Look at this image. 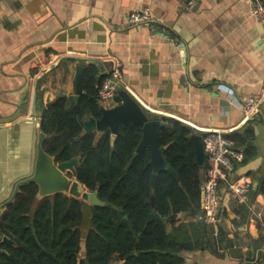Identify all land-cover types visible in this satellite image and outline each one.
I'll return each mask as SVG.
<instances>
[{
  "label": "crops",
  "instance_id": "0c3cea01",
  "mask_svg": "<svg viewBox=\"0 0 264 264\" xmlns=\"http://www.w3.org/2000/svg\"><path fill=\"white\" fill-rule=\"evenodd\" d=\"M189 1L0 0V196L30 170L35 131L18 124L35 93L43 109L74 98L79 65H96L98 79L119 68L123 89L156 116L201 134L254 131L238 145L244 159L232 176L251 180L246 198L222 189L220 235L208 227V247L182 256L184 264H264V23L251 0ZM144 8L152 21L131 25L130 14ZM251 97L261 103L247 119Z\"/></svg>",
  "mask_w": 264,
  "mask_h": 264
},
{
  "label": "trees",
  "instance_id": "16d2710c",
  "mask_svg": "<svg viewBox=\"0 0 264 264\" xmlns=\"http://www.w3.org/2000/svg\"><path fill=\"white\" fill-rule=\"evenodd\" d=\"M98 74L96 65L86 66L85 94L77 103L59 97L44 111L41 126L47 135L44 151L57 164L80 157L70 176L97 192L104 206L91 207L86 225L79 200L63 194L38 200L36 184L21 188L0 213V238L8 239L0 241V264H184L183 253L208 247V227L198 220L207 159L201 167L192 140L195 130L163 118L161 145L176 176L162 171L152 186L150 154L137 153L139 127H121L113 144L110 130L84 132L89 117L102 116L99 88L105 78L98 79ZM227 137L239 148L253 139L254 131ZM245 154L252 155V150ZM259 190L264 193V180ZM154 213L161 221H151Z\"/></svg>",
  "mask_w": 264,
  "mask_h": 264
},
{
  "label": "water",
  "instance_id": "95a60500",
  "mask_svg": "<svg viewBox=\"0 0 264 264\" xmlns=\"http://www.w3.org/2000/svg\"><path fill=\"white\" fill-rule=\"evenodd\" d=\"M84 72V66L79 65L75 76L76 94L74 100L76 103L80 100L81 96L85 94L83 91ZM113 102L116 104L114 107L106 108L102 106L100 108L102 116L99 120L94 117H89V119L84 122V132L103 134L107 130H110L113 144L121 127L130 125L137 126L142 131V140L137 149V153L142 150H147L150 154L151 165L153 167L152 186L155 185L158 174L162 171H168L171 175L176 176L175 172L165 161V149L161 145V133L165 128V123L163 121L164 117L156 116L155 113L146 110L137 99L125 89L118 91ZM51 105L52 103H49L45 108L41 109L40 100L35 93L29 117L20 121L18 124H31L35 131L32 157L30 160L31 167L27 174L17 180L13 186L9 187V189L0 196V213L5 212L8 205L15 201L21 188L31 183L38 186V200L56 194H63L82 202L84 204V209H86L87 206H104V203L98 198L97 192H90L85 186L74 179V177L70 176L74 172L75 165L79 162L80 157L69 162L57 164L55 158L44 151L43 143L45 142L47 135L42 130L41 120L44 111L50 108ZM22 113L26 114V109H24ZM195 132L196 134L192 136V140L195 144V152L199 165L203 167L205 153L201 136L202 134L197 131ZM154 204L155 198L153 197L152 205L154 206ZM153 220L161 221V218L154 213L151 216V221ZM1 240L5 242L8 241L6 237L2 239L0 238V241Z\"/></svg>",
  "mask_w": 264,
  "mask_h": 264
},
{
  "label": "built area",
  "instance_id": "2783aa9c",
  "mask_svg": "<svg viewBox=\"0 0 264 264\" xmlns=\"http://www.w3.org/2000/svg\"><path fill=\"white\" fill-rule=\"evenodd\" d=\"M251 14L259 22L264 23V2L263 0H251ZM190 7L195 5V0H190ZM152 21L149 8L132 12L129 16L131 25H145ZM171 42L175 40L170 38ZM122 74L119 68H115L103 81L99 88V99L103 106L113 100L119 90L123 89ZM261 99L251 97L244 106V113L247 119L254 118L259 110ZM207 168L204 172V179L200 185L202 198V215L198 217L207 227L215 229V236L218 237V226L222 222L220 191L226 189L236 199H245L248 190L251 188V180L243 176L233 180L232 176L244 155L236 148L235 143L225 133L217 130L207 131L202 135Z\"/></svg>",
  "mask_w": 264,
  "mask_h": 264
},
{
  "label": "rangeland",
  "instance_id": "374dc122",
  "mask_svg": "<svg viewBox=\"0 0 264 264\" xmlns=\"http://www.w3.org/2000/svg\"><path fill=\"white\" fill-rule=\"evenodd\" d=\"M85 214H86V217L89 216V215L87 214V212H85Z\"/></svg>",
  "mask_w": 264,
  "mask_h": 264
}]
</instances>
